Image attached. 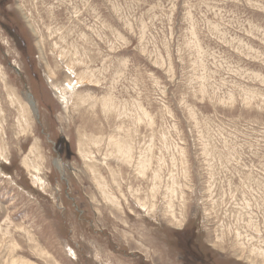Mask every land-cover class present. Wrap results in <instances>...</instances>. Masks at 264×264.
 <instances>
[{
	"label": "rangeland",
	"instance_id": "374dc122",
	"mask_svg": "<svg viewBox=\"0 0 264 264\" xmlns=\"http://www.w3.org/2000/svg\"><path fill=\"white\" fill-rule=\"evenodd\" d=\"M0 72V264H264V0H0Z\"/></svg>",
	"mask_w": 264,
	"mask_h": 264
},
{
	"label": "bare ground",
	"instance_id": "6f19581e",
	"mask_svg": "<svg viewBox=\"0 0 264 264\" xmlns=\"http://www.w3.org/2000/svg\"><path fill=\"white\" fill-rule=\"evenodd\" d=\"M0 73H2L3 74V72H0ZM77 84H78V81H77ZM69 87H70V89H71V87L73 86V89H74V85H76V84H74V85H72V83H70L69 82ZM66 88V87H65ZM64 88V89H65ZM9 90V89H8ZM11 90V89H10ZM71 91V90H70ZM10 93L12 94V92L10 91ZM11 97H14V99H19L18 100V104H20V106H21V108H22V111L24 112L25 110H28V111H31V106H30V104H29V102H28V100L25 98V97H23V96H21L17 91L16 92H14L13 93V96H11ZM19 97V98H18ZM30 102H31V100H30ZM25 123H27L26 121H25ZM28 124V123H27ZM29 168H35V169H37L36 167H33L34 165L32 164V163H27L26 164ZM34 169V170H35Z\"/></svg>",
	"mask_w": 264,
	"mask_h": 264
},
{
	"label": "flooded vegetation",
	"instance_id": "af4514ba",
	"mask_svg": "<svg viewBox=\"0 0 264 264\" xmlns=\"http://www.w3.org/2000/svg\"><path fill=\"white\" fill-rule=\"evenodd\" d=\"M192 254L194 255V253H192ZM195 259H196V258H195ZM200 261L203 262L201 257H200Z\"/></svg>",
	"mask_w": 264,
	"mask_h": 264
}]
</instances>
